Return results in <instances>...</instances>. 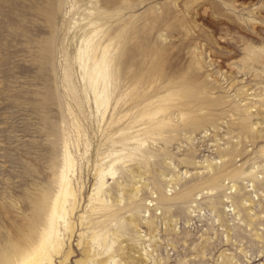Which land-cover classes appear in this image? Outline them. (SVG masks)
Returning a JSON list of instances; mask_svg holds the SVG:
<instances>
[{"label": "rangeland", "instance_id": "374dc122", "mask_svg": "<svg viewBox=\"0 0 264 264\" xmlns=\"http://www.w3.org/2000/svg\"><path fill=\"white\" fill-rule=\"evenodd\" d=\"M106 1L0 0V264H26L17 247L44 229L39 205L68 155L80 201L68 264H264L261 193L236 216L232 184L208 191L199 178L238 153L248 174L264 145L250 142L264 126V0ZM95 30L113 56L100 101L79 58ZM184 90L215 100L201 129L153 130Z\"/></svg>", "mask_w": 264, "mask_h": 264}, {"label": "bare ground", "instance_id": "6f19581e", "mask_svg": "<svg viewBox=\"0 0 264 264\" xmlns=\"http://www.w3.org/2000/svg\"><path fill=\"white\" fill-rule=\"evenodd\" d=\"M114 1L115 0H107L105 4L109 7L110 5H113L112 3ZM192 11V7H188V14H191ZM260 11L264 12V6L260 8ZM96 31L97 30H95L92 36L88 37L84 47L80 48L79 58L82 62L84 77L87 78L90 85H92L96 100L100 101L104 97L108 98L104 94L109 93V80L113 78V72L111 70L113 56L108 50L109 45L102 47L100 40H96ZM197 63L200 64L198 59ZM194 81L195 80L189 82L188 86H198V82L194 83ZM199 95L200 94L196 91H182L181 94H179L180 102L178 103V99H176L174 101L175 104L172 105V108L170 109L168 122H156L162 113L168 111L166 109L163 110L162 108L152 111L145 109L142 113V119L148 118L151 122H156L153 130H161L163 126L170 125L172 133H187L188 131L195 133L201 129L200 127H202L205 119L203 114L200 115V112L211 107L215 101L211 99H202ZM186 112H189L192 115L194 114V117L190 118L191 120H187ZM257 112L261 117V126L264 124V111L257 110ZM137 122L138 121H135V123ZM255 132V138L251 139L249 137V139H251V145L254 148H257L260 144L261 135H264V126L257 128ZM245 133L249 135V132L246 130ZM143 145H140V147H143ZM253 147L252 150L254 151ZM242 155V153L229 155L228 161L222 162L220 167L216 165L211 171L210 169L205 168L210 171L206 179L204 178V175L203 177H199L201 178L204 189L208 191L222 188V183L224 181H228L227 185L232 184L227 190H230L231 194L233 193L235 196L233 198L228 197L227 201H231L232 206H234L233 212L237 211L236 216H240V210L251 212L250 207L256 204L255 201H259V196L256 195L257 193H261V197L264 200V145L252 159L250 158L244 163L250 164L251 172L248 174H246V171L242 167L237 169L234 166L236 157H242ZM252 155L253 152L250 153V156ZM110 174H114V172L110 170ZM105 175L104 171L100 173V186L96 193L97 200L103 203L107 201L101 196L103 186L105 185ZM76 176V163L70 155H68L64 166L59 173L58 191L55 198L51 201V199H48L47 197L45 199L46 202L39 205L41 211L39 225H43L44 229L41 233L36 230L35 234L33 233L29 239L25 238L23 244L17 247L18 258L22 259L26 264H35L36 262L44 264L45 261L47 264H56L57 260L61 259L63 255L64 260L60 261L59 264H68L74 257L75 252L72 245L74 229L72 227V219L74 213L80 206L79 197L74 185ZM180 181V178L173 176L171 184L176 187L180 184ZM237 199L241 201L238 206L235 202ZM63 235H65L64 237H66V235L69 236V240L71 241L69 244V251L66 255L64 254L66 249L62 238ZM114 240L116 239L114 238ZM114 244L115 241L113 244H110L109 249H112ZM140 262L141 260L137 259L135 264H140ZM76 264H82V261L78 260Z\"/></svg>", "mask_w": 264, "mask_h": 264}]
</instances>
